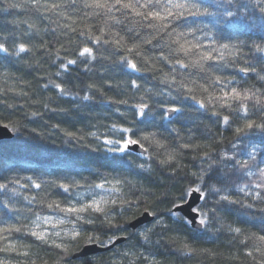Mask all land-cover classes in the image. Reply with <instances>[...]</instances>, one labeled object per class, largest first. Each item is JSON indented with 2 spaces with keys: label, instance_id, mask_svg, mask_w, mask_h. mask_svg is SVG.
Returning a JSON list of instances; mask_svg holds the SVG:
<instances>
[{
  "label": "trees",
  "instance_id": "obj_1",
  "mask_svg": "<svg viewBox=\"0 0 264 264\" xmlns=\"http://www.w3.org/2000/svg\"><path fill=\"white\" fill-rule=\"evenodd\" d=\"M15 2L22 3L23 0H15ZM64 2L68 3L69 0ZM214 2L215 0H205L207 5ZM222 3L224 8L219 9L220 12L231 10L237 12V15L231 18L216 16L199 19L212 28V35L216 36L219 42L235 43L241 48L238 64L235 68H226L223 75H236L242 87L264 88V81H260L256 74L244 76L243 73L236 72V68L248 66L245 64L247 61L255 66L261 75H264V60L259 59L264 56V53L256 51L254 47L256 44L264 46V30L260 28V18L264 16V13H260L259 8L255 6V0H233L232 4L222 0ZM244 3H247L252 10L247 13H244L242 9L238 11V6ZM81 7V0H77L75 10L71 7L67 9L68 14L76 21L73 27H76L78 31L83 29L85 23H97L95 20L82 21L83 12L88 9L81 11ZM210 10L218 11L216 8H210ZM52 19L58 18L53 16ZM224 19L231 21L235 26L217 23ZM24 21L36 23L39 29L38 34L30 33ZM60 23H72V21L60 18ZM45 28L48 31H45ZM54 28H56L55 24L41 20L39 14L31 10L8 8L5 0H0V36L7 37L0 42H4L10 52L15 51L14 45L17 43H26L33 49L31 53H21L19 57L0 52V88L4 89L0 92V124L8 125L14 133L11 139L0 140V183H8L9 189L16 187L21 193L20 196H13L11 192L7 195L0 193V201L9 200V197H12L9 203L21 210L20 222L27 224L31 215L26 210L28 204L23 199L24 196L37 195L40 199L44 196V192H48L51 193L50 198L65 199L61 195V190L54 186V181L61 180L69 174L77 179L80 178L79 174H82L88 180L98 181L99 177L92 174V170L109 177H127L133 180L137 187L144 186L152 190L154 195L148 197L146 206L149 212L154 211L158 216H162L171 231L164 230L161 236L159 234L161 229L157 228L152 235V241L145 244L136 233L146 226L150 227L151 223L136 230L126 225L127 232L115 233L119 237H126L124 242L111 250L77 259L72 256L83 246L73 249L70 257L72 264H89V262L90 264H128L122 255L124 252L154 255L159 264H251V261L243 255L244 246L238 242L240 238L233 239L226 231V226L231 224L234 227H240L249 234L258 232L262 215L260 208L264 205L255 202L257 207L253 209L228 205L227 207L231 210L221 212L222 219L211 226L212 234L202 239L193 235L190 229L175 224L166 212V209L170 207L168 201L179 197L181 190L195 179L191 173L199 174L201 169H207L210 161L201 159V151L184 150L181 161L185 167L177 171L175 177H172L169 171L163 170L154 159L149 161L153 165V170L138 175L140 170L136 165L146 162L144 156L130 150V155L127 157L123 154L108 153L102 143L89 134L92 132L97 133L98 136L110 134L109 127L113 123L132 127L138 133L155 131L173 146L179 143L206 146L203 151L211 152L212 158L219 161V154L224 152L230 155L235 153L237 158H240L243 151L252 150L250 145L257 149L259 160L261 156H264V144L261 143L264 140V130L254 128L249 130L248 136H238L235 128L244 123L240 116L224 111V115L231 116L230 126H225L220 122V118L213 116L211 111L201 109L186 94L177 93L172 86L161 83V73L157 69L162 68L164 72H168L170 67L163 61L155 59L159 54V48L144 46L145 54L156 65V68L151 71L147 70L151 65H143L142 61L134 55L129 58L144 70L136 72L128 68L120 60L121 55H128V53L117 50L112 45L100 47L103 58L100 53H97V59L89 58L88 62L84 63L82 61L85 58H78L77 53L78 49L84 46L85 38L64 28H57L54 33L52 31ZM42 44H46L50 51L40 47ZM87 46L93 45L88 43ZM71 59H77V64L69 65L67 69L60 67L62 63ZM181 71L187 75L189 70ZM190 71L193 73L192 78L200 79L196 70ZM177 79L180 77L177 76ZM133 80L137 82L139 88L132 86ZM54 83L60 84L67 94L55 88ZM45 84L48 85L47 88L44 87ZM22 92L27 95H21ZM85 95H88L90 99L84 100ZM196 95L199 99L200 93L197 92ZM140 97L145 98L151 109L150 117L144 123H141L142 118L135 115L133 111V105L141 102ZM119 100H126L128 103L113 102ZM171 106L181 107L184 115L174 114L169 122V119L162 117H169L167 109ZM117 108L119 112L116 111ZM249 117L257 123L264 122V113H261L258 108L254 109L251 102ZM67 132L75 133L76 138L68 137ZM190 136L191 139H189ZM80 137L83 139H78ZM233 144L236 148H233ZM94 149L100 150L94 151ZM149 151L152 150L149 149ZM227 163V168H221V173L228 177L227 187L231 188L248 181L242 173H237L231 168V162ZM29 176L37 182L47 181L43 191L31 187L27 189L20 187L23 184H30L26 179ZM205 179L208 181L207 176ZM17 180L19 184L9 183ZM208 183L216 184L217 187L225 186L217 183L215 178ZM234 198L243 197L242 194H234ZM215 199L214 195H210L207 202L202 201L200 206L207 203V206L211 207ZM32 207L35 211H41L42 214L47 212L46 209L42 210L39 204H33ZM142 213L143 207L136 213V217ZM13 215L11 212H6L0 203V218L9 220ZM126 215L131 214L126 213ZM221 225L225 227L221 229ZM86 227L89 231L95 228L100 233L101 239L105 241L108 236L113 235L112 230L101 229L99 224ZM217 229L221 230L217 231ZM177 234L181 238L186 236L198 248L212 249L217 255L212 258L200 254L191 259L176 255L174 250L178 244L171 242V238ZM15 235L19 236V234ZM23 242L32 243V240L26 238ZM81 243L83 245V242ZM32 252L38 253L40 258L48 261V264H54L55 250L49 252L43 246L33 245ZM237 254L239 259H235ZM9 258L24 259L15 256ZM33 258L36 257L33 256ZM37 264H40V259H37ZM136 264H148V262L140 259L136 261Z\"/></svg>",
  "mask_w": 264,
  "mask_h": 264
},
{
  "label": "snow or ice",
  "instance_id": "obj_2",
  "mask_svg": "<svg viewBox=\"0 0 264 264\" xmlns=\"http://www.w3.org/2000/svg\"><path fill=\"white\" fill-rule=\"evenodd\" d=\"M227 2L232 4L233 0H227ZM5 4L8 8L21 11L31 10L39 14L41 20H47L56 25V28L52 30L54 33L57 28H64L85 38L84 46L79 48L77 53L78 58H85L82 61L84 63H87L89 58L97 59L100 47L112 45L115 49L128 53L120 57L121 63L128 68L136 72L144 70L129 58L134 55L142 61L143 65H151L147 69L151 71L156 68V65L145 54L144 46L159 48V54L155 59L163 61L170 67L168 72H164L162 68L157 69L161 73V83L172 86L177 93L186 94L201 109L211 111L213 116L220 118V122L225 126H230L231 116L224 115V111L240 116L244 123L235 128L238 136L246 137L249 130L254 128L264 130V122L257 123L249 117L250 102L254 109L258 108L261 113H264V88L242 87L236 75H223L226 68L236 67L241 58V48L235 43L219 42L216 36L212 35V28L199 19L236 16L237 12L231 10L219 11L224 8L222 0H215L210 5H207L205 0H81V11L88 9L83 12L81 20H95L97 23H85L83 29L79 31L73 27L76 21L67 11L69 7L74 10L77 8V0H69L68 3L64 0H23L22 3L5 0ZM255 6L259 8L260 13H264V0H255ZM210 8H216L218 11H211ZM240 9L244 13L252 10L247 3L239 5L238 11ZM53 16L58 19L53 20ZM60 18L72 21V23L61 24ZM23 23L27 25L30 33L38 34L39 29L36 23L28 21ZM217 23L235 26L227 19ZM260 28L264 30V16L260 18ZM44 30L48 31L47 28ZM64 34L67 35V33ZM6 39L7 37L0 36V40ZM88 43L93 46H87ZM40 47L50 51L46 44ZM254 47L256 51L264 53V46L256 44ZM14 48L15 51L10 52L6 44L0 42V52L16 57H19L21 53H31L33 50L26 43H17ZM100 54L103 58V54ZM57 56L59 58V53ZM259 59L264 60V56ZM75 64H77V59H71L62 63L60 67L67 69L69 65ZM245 64L248 66L236 68L237 74L243 73L247 76L254 73L260 81H264V75H261L255 66L247 61ZM181 70L189 71L185 75V72ZM190 70H196L200 79L192 78L193 73ZM177 76L180 79H177ZM131 83L135 88L140 87L135 80ZM53 86L61 93L67 94L60 84L54 83ZM44 87L47 88L48 85L45 84ZM10 90L14 91V89ZM3 91L4 89L0 88V92ZM197 92L200 93L199 99ZM20 94L27 95L23 92ZM83 99L88 100L90 97L85 95ZM140 101L133 105V111L135 115L142 118L141 123H144L148 121L151 109L144 97H140ZM113 102L128 103L126 100ZM116 111L119 112V108ZM167 111L184 115V110L178 106H171ZM162 118L169 119L171 122V117ZM3 127L8 128V125L5 124ZM109 133L98 136L97 133L92 132L89 135L100 141L108 153L123 154L127 157L130 155V146H138L142 150L140 155L146 158L145 163L136 165L140 170L138 175L151 172L153 165L149 161L154 159L163 170L169 171L170 175L175 177L177 171L185 167L181 161L184 150L201 151V159L210 161L207 169H201L199 174L191 173L195 179L181 190L179 197L168 201L170 207L166 209L175 224L190 229L198 239L212 234V224L222 219L220 213L231 210L227 207L228 205H239L246 209L256 208L257 203L255 202L264 205V156L258 160L257 149L254 146L250 145L252 150L243 151L240 158H237L235 153L231 155L227 152L221 153L217 161L212 158L211 152L203 151L206 146L192 143H179L173 146L155 131L138 133L132 127L113 123L109 127ZM117 134H119L118 138ZM66 135L76 138L75 133L72 132H67ZM78 139H83V137ZM261 143L264 144V140ZM233 148H236L235 144ZM149 149L152 151L150 152ZM99 150L94 149V151ZM227 162H231V168L237 173H242L248 181L231 188L227 187L228 177L221 173V168L228 167ZM92 174L99 177L98 181L88 180L82 174H79V179L69 174L61 180L54 181V186L61 190V195L65 197L64 200L50 198L51 193L48 192H44V196L40 199L37 195L24 196L23 199L28 204L26 210L31 215L27 224L20 222L21 210L9 203L12 197H9V200L0 201L6 212L14 214L9 220L0 218V254H2L0 264H37V259H40V264H48L46 259L32 252L33 245L43 246L49 252L55 250L54 264H72L70 257L73 249L92 244L105 246L113 244L116 239L120 238L115 233L127 232L126 225L131 224V220L136 218V213L142 207L143 213L154 218L150 222V227L146 226L136 233L145 244L152 241L155 229H161L159 233L161 236L164 230L171 231L163 217L158 216L154 211L149 212L146 206L148 197L154 195L150 188L137 187L133 180L127 177H109L96 170H92ZM206 176L208 181L215 178L217 183L225 186L217 187L216 184L208 183ZM26 179L30 184L20 185L21 188L31 187L43 191L44 185L47 184V181L37 182L31 176ZM9 183L19 184V181ZM9 192L13 196L21 195L16 187L9 189L8 183H0V193L7 195ZM234 194H242L243 198H234ZM210 195L216 197L212 201L213 206L208 207L207 203L194 206L197 202H207ZM33 204H39L41 209H46L47 212L42 214L41 211H35ZM260 212L262 215L258 232L249 234L240 227H234L231 224L226 226V231L233 239L240 238L238 242L244 246L243 255L251 261V264H264V207L260 208ZM126 213L131 215H126ZM97 224L101 229L112 230L113 235L108 236L105 241L101 239L100 233L95 228L89 231L86 227ZM224 227L221 225V229ZM26 238H31L32 243H24ZM171 242L178 244L174 252L183 258L191 259L200 254L214 258L217 255L212 249L196 247L186 236L181 238L179 234L171 238ZM122 255L128 264H136V261L140 259L146 260L148 264H159L154 255L146 256L142 252L138 254L124 252ZM12 256L24 259L13 260L9 258ZM235 259H239V254Z\"/></svg>",
  "mask_w": 264,
  "mask_h": 264
},
{
  "label": "water",
  "instance_id": "obj_3",
  "mask_svg": "<svg viewBox=\"0 0 264 264\" xmlns=\"http://www.w3.org/2000/svg\"><path fill=\"white\" fill-rule=\"evenodd\" d=\"M169 117H172L174 115V113H169ZM4 124H0V140L2 139H11L14 136V133L12 132V130L8 127L5 128L3 127ZM130 151H133L135 153L140 154L142 152V150L138 147V146H130ZM201 202H197L194 206H200ZM154 220V218L151 215L142 213L140 214L138 217H136L135 219H133L131 221V224L129 225V228L132 230H136L139 227L150 223ZM134 225V227L132 226ZM126 240V237H120L119 239H116L115 242L111 245H100V244H92V245H86L83 246L80 250H78L77 252H75L73 254V258L77 259V258H83V257H87V256H91V255H95L98 253H102L108 250L113 249L115 246L121 244L122 242H124Z\"/></svg>",
  "mask_w": 264,
  "mask_h": 264
},
{
  "label": "bare ground",
  "instance_id": "obj_4",
  "mask_svg": "<svg viewBox=\"0 0 264 264\" xmlns=\"http://www.w3.org/2000/svg\"><path fill=\"white\" fill-rule=\"evenodd\" d=\"M5 125V124H4Z\"/></svg>",
  "mask_w": 264,
  "mask_h": 264
}]
</instances>
